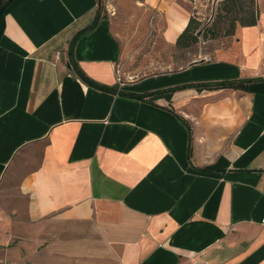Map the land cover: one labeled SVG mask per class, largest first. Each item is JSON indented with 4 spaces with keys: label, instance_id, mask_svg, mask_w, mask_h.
<instances>
[{
    "label": "crops",
    "instance_id": "obj_1",
    "mask_svg": "<svg viewBox=\"0 0 264 264\" xmlns=\"http://www.w3.org/2000/svg\"><path fill=\"white\" fill-rule=\"evenodd\" d=\"M235 3L209 57L119 82L131 38L181 49L194 2L4 3L0 260L264 264V0Z\"/></svg>",
    "mask_w": 264,
    "mask_h": 264
},
{
    "label": "rangeland",
    "instance_id": "obj_2",
    "mask_svg": "<svg viewBox=\"0 0 264 264\" xmlns=\"http://www.w3.org/2000/svg\"><path fill=\"white\" fill-rule=\"evenodd\" d=\"M189 2L195 3L191 5L192 15L199 17L201 20L197 30V42L188 48L174 49L172 46L162 44L158 33L152 32L148 34L145 31L143 36L131 38L133 40L131 42L132 49H129V53L127 51L118 61L116 69L119 71L120 79L126 80L149 72L172 70L193 60L209 57L212 45L210 42H205V36L200 35L202 28L211 25L214 20V33L216 35L226 33L229 21L234 14L231 12L225 15L224 12H219L221 16L217 19V15L214 12V4L217 3V11V8L221 5L220 0L217 2L215 0H189ZM240 2L244 8L249 5L248 0H240ZM242 15L240 13V16Z\"/></svg>",
    "mask_w": 264,
    "mask_h": 264
},
{
    "label": "trees",
    "instance_id": "obj_3",
    "mask_svg": "<svg viewBox=\"0 0 264 264\" xmlns=\"http://www.w3.org/2000/svg\"><path fill=\"white\" fill-rule=\"evenodd\" d=\"M7 0H0V13L3 11V7H4V3L6 2ZM236 0H226V4L224 5H220L219 8H217V11H216V14L217 15V19L221 16L219 14V9H221L224 14H229L231 12H233L234 16L233 18H231V20L229 21V24H228V27H227V31L226 33H228L231 28L233 27V23H234V19H236L237 17V8H236ZM249 3L250 5L252 6V0H249ZM240 12L242 13L243 11L249 15L251 13H253L252 11V8L249 7H246V9L244 10L243 9V6H242V3L240 2ZM100 3L98 2L97 4V8L99 10H101V7H100ZM216 17V16H215ZM97 18H98V14H97V11L96 13L94 14V17L93 19L91 20V22L86 25L85 27L81 28L80 30H78L73 36H72V42L81 34H83L84 32L90 30L96 23L97 21ZM216 19V20H217ZM251 22H253L254 20H250ZM215 22L213 20V23L209 26H205L202 28V33L200 35L202 36H213V35H216L213 31V26H214ZM200 25V22L197 21L196 19H194L193 17H189L186 25L184 26V28L182 29V31L177 35L176 39H175V42H174V46L177 47V48H181V49H184V48H188L190 47L191 45L195 44L197 42V30H198V27ZM69 55H71V50L68 51ZM72 68L74 69L75 73L77 74V76L84 82L86 83L87 85L89 86H95V87H99V88H102V89H110V87H107L105 85H99L97 84L96 82L92 81L91 79H89L86 75H84V73L82 71H80L75 65L72 64ZM225 85H231V83L229 82H220V83H215V85L213 86H225ZM201 86H208V85H201ZM169 90H165V91H160V92H156L154 93L153 95L154 96H163L165 98H168L169 97V94L168 93H164V92H167Z\"/></svg>",
    "mask_w": 264,
    "mask_h": 264
},
{
    "label": "built area",
    "instance_id": "obj_4",
    "mask_svg": "<svg viewBox=\"0 0 264 264\" xmlns=\"http://www.w3.org/2000/svg\"><path fill=\"white\" fill-rule=\"evenodd\" d=\"M58 56H59V52L58 51L54 52V57L57 58ZM115 74H116V81L119 82L120 77H119L118 70L115 71ZM0 264H11V263L5 260H0Z\"/></svg>",
    "mask_w": 264,
    "mask_h": 264
}]
</instances>
